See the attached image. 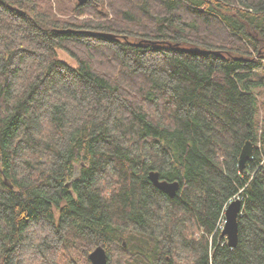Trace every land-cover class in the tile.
Wrapping results in <instances>:
<instances>
[{
    "label": "trees",
    "instance_id": "obj_1",
    "mask_svg": "<svg viewBox=\"0 0 264 264\" xmlns=\"http://www.w3.org/2000/svg\"><path fill=\"white\" fill-rule=\"evenodd\" d=\"M54 1L0 0V264H264V0Z\"/></svg>",
    "mask_w": 264,
    "mask_h": 264
},
{
    "label": "water",
    "instance_id": "obj_2",
    "mask_svg": "<svg viewBox=\"0 0 264 264\" xmlns=\"http://www.w3.org/2000/svg\"><path fill=\"white\" fill-rule=\"evenodd\" d=\"M88 0H78L79 4H85ZM141 44V42L139 43ZM254 144L252 141H246L240 157L239 168L244 170L247 161L252 157ZM149 179L159 189L167 192L171 197H174L180 189L179 181H167L160 179L159 172L150 171ZM8 182L7 179H5ZM243 211V200L240 197H234L225 208V224L221 231V237H226L230 247H236L239 239V217ZM91 264H108V255L103 245L97 246L89 255Z\"/></svg>",
    "mask_w": 264,
    "mask_h": 264
},
{
    "label": "rangeland",
    "instance_id": "obj_3",
    "mask_svg": "<svg viewBox=\"0 0 264 264\" xmlns=\"http://www.w3.org/2000/svg\"><path fill=\"white\" fill-rule=\"evenodd\" d=\"M76 1L78 2V0H56V1H54V6L57 8L60 16H63V18H65L69 15L70 7L73 6ZM124 2H125L124 0H116L115 1L116 5H123ZM58 8H60V9H58ZM59 58L64 60L65 62L69 63L72 66H77L76 59L64 50L59 51ZM258 109H259L258 120L262 122L264 120V90H262L258 95ZM117 257H118V252L115 251L114 261L117 260L118 262H120L121 261V260H119L120 258H117ZM72 258H74L76 264H85L87 261V258L85 256L81 255L78 251L73 252ZM61 262L63 264H70L71 263L70 259L67 258L66 256H63L61 258ZM71 264H73V263H71Z\"/></svg>",
    "mask_w": 264,
    "mask_h": 264
},
{
    "label": "bare ground",
    "instance_id": "obj_4",
    "mask_svg": "<svg viewBox=\"0 0 264 264\" xmlns=\"http://www.w3.org/2000/svg\"><path fill=\"white\" fill-rule=\"evenodd\" d=\"M224 224H225V213H224V223H223V225H224ZM222 227H223V226H222ZM222 229H223V228H221V231H222ZM225 238H226V237H225Z\"/></svg>",
    "mask_w": 264,
    "mask_h": 264
}]
</instances>
